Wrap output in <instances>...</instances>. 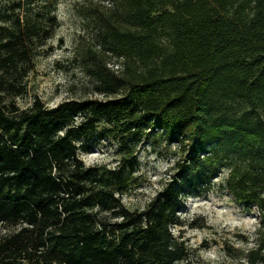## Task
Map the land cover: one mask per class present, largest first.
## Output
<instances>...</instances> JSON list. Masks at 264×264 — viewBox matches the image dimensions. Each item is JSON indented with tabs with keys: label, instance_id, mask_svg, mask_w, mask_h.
<instances>
[{
	"label": "trees",
	"instance_id": "16d2710c",
	"mask_svg": "<svg viewBox=\"0 0 264 264\" xmlns=\"http://www.w3.org/2000/svg\"><path fill=\"white\" fill-rule=\"evenodd\" d=\"M121 7L106 20L105 38L128 60V77L108 98L0 106V264L182 263L171 228L190 195L209 191L219 146L260 163L233 168L227 189L261 212L244 264H264V0ZM1 47L13 62L15 43ZM99 127L120 145L117 167L86 166L77 156L75 140ZM157 131L179 145V159L148 206L131 210L122 198L138 184L135 145Z\"/></svg>",
	"mask_w": 264,
	"mask_h": 264
},
{
	"label": "rangeland",
	"instance_id": "374dc122",
	"mask_svg": "<svg viewBox=\"0 0 264 264\" xmlns=\"http://www.w3.org/2000/svg\"><path fill=\"white\" fill-rule=\"evenodd\" d=\"M122 1L0 0V106L25 110L39 101L51 109L70 99L108 98L115 82L128 77V60L105 38L106 20L121 10ZM20 2L22 9L14 10ZM26 19L29 29L24 27ZM10 41L17 50L13 62L6 60L10 52L1 47ZM232 105L237 111L245 108L241 103ZM74 146L86 166L119 164L120 145L105 136L101 127L90 138L76 139ZM215 149L221 165L209 191L190 195L179 213L180 224L171 228L185 249L180 264H244L246 253L258 243L261 212L235 201L227 179L233 168L243 170L260 163L225 146ZM135 153L140 161L134 173L138 184L122 202L142 211L170 178L180 152L177 143L157 131L136 143Z\"/></svg>",
	"mask_w": 264,
	"mask_h": 264
}]
</instances>
